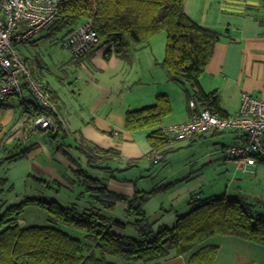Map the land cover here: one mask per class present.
I'll list each match as a JSON object with an SVG mask.
<instances>
[{
	"label": "trees",
	"instance_id": "obj_1",
	"mask_svg": "<svg viewBox=\"0 0 264 264\" xmlns=\"http://www.w3.org/2000/svg\"><path fill=\"white\" fill-rule=\"evenodd\" d=\"M88 21H92L99 40L91 50L77 57L63 40ZM45 29L50 36L62 34L57 41L60 40L63 47L79 60L95 48L106 47L107 59L115 54L131 61L136 51L149 47L152 38L164 32L165 52L159 64L166 71L168 80L182 88L188 105L191 101L196 102L193 113L209 109L228 116L222 110L216 92H206L200 81L214 56L216 44L225 34L192 19L186 12V0H61L57 19ZM23 42H16L14 49ZM16 52L29 67L27 60ZM31 72V78L49 96V104L34 97L29 84L24 82L23 93L27 91L31 97V106H27L31 109H27L29 121L34 130H49L48 141L54 148L64 130L57 115L62 99L48 82L43 81L44 77L37 80ZM6 101L0 105H5ZM172 112V100L166 93L158 94L151 104L126 112L128 131L150 130L147 135L152 147L147 156L150 162L163 160L166 148L178 140L161 127ZM43 114L50 116L54 125L44 129L35 127V120ZM205 134L216 132L197 135ZM4 145L1 150L7 151ZM30 149L25 148L9 157L2 155L0 171L4 163L21 159ZM77 149L86 156L90 167L103 170L111 177L139 167L144 160L125 159L118 150L103 149L81 138ZM160 154L164 155L155 162ZM258 163L264 165L262 161ZM73 172L75 176L68 181L74 180L71 184L76 190V198L69 206L37 195H25L20 202L10 203L9 199H4L9 193L5 189L8 181L0 176V264H155L184 254H189L187 264H214L220 252L218 245L209 243L214 236H235L264 247V202L261 200L213 196L200 200L188 214L178 218L174 227L160 225L157 228L142 207L144 200L155 190L144 192L136 188L132 196H126L112 190L102 178L90 176L82 167ZM37 179L46 187L58 186L55 181ZM58 191L64 189L58 187ZM83 200L86 202L82 205ZM120 203L125 205L126 220L116 216ZM34 208L45 215V223L28 221V214ZM131 215L137 219L130 221ZM128 226L134 228V235L127 233Z\"/></svg>",
	"mask_w": 264,
	"mask_h": 264
},
{
	"label": "crops",
	"instance_id": "obj_2",
	"mask_svg": "<svg viewBox=\"0 0 264 264\" xmlns=\"http://www.w3.org/2000/svg\"><path fill=\"white\" fill-rule=\"evenodd\" d=\"M186 12L198 23L225 34L216 44L214 56L200 78L204 90L216 92L220 106L228 116L238 112L242 92L264 99V0H186ZM155 45V41H152L149 47L136 51L131 61L115 54L107 59L106 47L90 51L86 57L95 69H88L84 64L90 80L83 94L72 90L69 95H64L45 77L43 81L48 82L62 99L57 115L64 130L61 131L56 147L53 148L48 139L46 142V138H39L32 146L25 147L31 149L24 157L2 165L9 187H14L19 194L26 190L27 182L41 185L42 182L37 178L55 181L60 189H64L58 191V196L70 188L68 191L72 193L73 200L76 190L71 183L74 180L71 183L68 181L75 176L73 171L78 170V167L93 168L88 165L86 156L77 149L80 138L103 149L118 150L125 159L148 160L147 156L152 151L147 140L150 130L128 131L125 126L127 110L151 104L158 94L166 93L172 100L173 112L163 120V126L188 121L193 113L183 98L184 91L168 80L166 71L159 64L164 53L157 55ZM140 51L145 54H138ZM94 70L96 72H92ZM66 76L67 73L59 78L64 80ZM12 97L18 98L24 117L17 121L14 109L7 108L13 105H0V145L5 144L6 147V144L14 143L16 150L20 145L28 143L38 130L32 129L29 121L30 113L27 109H31L27 106H31L30 94L25 91L22 96H11L8 101ZM83 110H86L87 116L81 115ZM225 133L230 138L224 146L239 137L236 130ZM261 166L264 167L258 163L240 170L259 174ZM96 171L99 173L97 177L106 181L119 194L132 196L136 188L139 189L134 179L121 177L124 172L111 177L103 170ZM32 211L33 218L28 220L30 223L46 222L42 212L37 209ZM35 216L38 217L34 219ZM209 243L220 247L214 264H264L263 246L235 236H214L209 239ZM188 259L189 254H184L155 264H187Z\"/></svg>",
	"mask_w": 264,
	"mask_h": 264
},
{
	"label": "rangeland",
	"instance_id": "obj_3",
	"mask_svg": "<svg viewBox=\"0 0 264 264\" xmlns=\"http://www.w3.org/2000/svg\"><path fill=\"white\" fill-rule=\"evenodd\" d=\"M61 37L62 34L50 36L48 30L45 29L35 38L15 45V49L27 60V64L30 67H28L29 71L31 72L32 70L31 73L35 79L39 80V77H47L52 82V86L59 89L60 93L64 95H69L72 90L78 94H83L90 80L89 75L85 73L84 64L88 69H95V66L89 63L87 57L83 60L75 59L71 52L59 42L60 40L57 41ZM152 41L156 43L154 47L155 53L162 55L165 52L166 42L165 44L158 42L166 41V34L161 32L154 39L152 38ZM96 49H100V47ZM138 54L145 53L140 51ZM74 72L76 74L73 76ZM92 72H96V70ZM65 73H67L66 78H69L60 79L59 77H64ZM135 73L132 72V75L135 76ZM107 77L106 75L105 78ZM178 87L181 88L180 86ZM182 94L187 103L185 93L182 92ZM4 104L13 105L14 107L7 106V108L14 109L15 120H22L24 112L23 108L19 106L17 97H12ZM190 106L192 110L197 108L196 102L194 105L190 103ZM81 115L87 116L86 110H83ZM219 115L224 117L221 114ZM8 127L10 126L6 128ZM161 127L164 129L166 126L162 125ZM226 132H229V130ZM33 134L35 135L30 137L31 139L28 143L20 145L16 150H14V143L6 144L7 151H2V146L0 145V157L2 155L9 157L14 153H18L25 147L32 145L39 138H46V142L49 138L48 132L38 130ZM229 138V134L218 132L216 134H205V136L197 135L192 139L174 140L166 148L165 158L160 162L154 163L144 159L141 166L122 173L121 177L126 176L138 182L140 190L144 192L155 190L149 198L144 200L142 207L149 220L155 222L157 228L160 225L174 227L178 218L188 214L200 200H206L213 196L226 195L227 197H238L249 201L261 200L264 202V167L261 166L259 174H251L237 169L236 165L229 161L223 152L224 147L229 145L224 146ZM163 155L160 154L156 158H161ZM86 170L90 176H99L96 169L86 168ZM0 176L7 179L5 171L1 172ZM27 183L25 185L26 190L19 194H17V190L14 187L5 186V189L9 188L6 190L9 193L4 199H9L10 203H18L26 197L25 195H37L47 200H59L67 206L73 204L71 200L72 193L68 190L61 192L60 196H58V186L46 187L45 184L41 183V185H33L31 182ZM73 197H75V194H73ZM192 199H194V203ZM84 200L80 204L83 205L86 202ZM124 208V204H119L116 216L126 220ZM34 209L30 210L28 219L33 218L32 210ZM136 219L137 216H130V221ZM117 230L124 232V230L119 228ZM126 231L129 235H134L135 233L132 226H128Z\"/></svg>",
	"mask_w": 264,
	"mask_h": 264
},
{
	"label": "built area",
	"instance_id": "obj_4",
	"mask_svg": "<svg viewBox=\"0 0 264 264\" xmlns=\"http://www.w3.org/2000/svg\"><path fill=\"white\" fill-rule=\"evenodd\" d=\"M60 2L61 0H0V102L12 95L22 94L23 84L26 82L34 97L49 104V96L31 78L30 71L14 49V44L26 41L50 26L57 19ZM98 40L92 21H88L67 34L63 44L75 56L81 57ZM190 103L194 105L195 101ZM34 125L44 129L54 125V121L43 114L37 117ZM163 130L178 140L200 133L236 130L239 137L224 147L225 157L234 161L241 169L264 162V99L248 92H242L240 109L235 116L221 117L218 113L204 109L193 113L189 121L168 125ZM159 159L156 158L155 162Z\"/></svg>",
	"mask_w": 264,
	"mask_h": 264
}]
</instances>
